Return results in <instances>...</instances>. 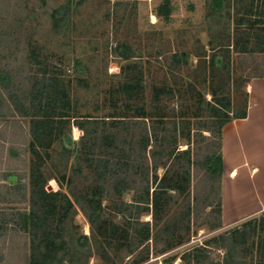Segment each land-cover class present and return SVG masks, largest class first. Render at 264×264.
Wrapping results in <instances>:
<instances>
[{"label": "rangeland", "instance_id": "374dc122", "mask_svg": "<svg viewBox=\"0 0 264 264\" xmlns=\"http://www.w3.org/2000/svg\"><path fill=\"white\" fill-rule=\"evenodd\" d=\"M246 49H264V0H0V264H223L222 235L255 217L230 261L263 264L264 208L213 229L222 180L197 172L263 78ZM140 131L149 181L105 199L85 149H115L127 167ZM238 181L232 218L254 195L245 170ZM19 211L30 219L16 235ZM139 218L154 228L146 246Z\"/></svg>", "mask_w": 264, "mask_h": 264}, {"label": "trees", "instance_id": "16d2710c", "mask_svg": "<svg viewBox=\"0 0 264 264\" xmlns=\"http://www.w3.org/2000/svg\"><path fill=\"white\" fill-rule=\"evenodd\" d=\"M168 2V0H167ZM164 11L163 14H169V8H168V4L164 6ZM242 54H247V58L250 59L251 61V68L254 70V75L252 77H264V49L258 50V49H246V50H241L240 51ZM260 53H262V59L261 60L259 58L258 55H260ZM261 66L262 71H259L258 67ZM142 116V115H140ZM93 120H106V119H93ZM229 122L226 121L225 124ZM115 123H119L118 121H115ZM118 129V128H117ZM202 129L198 127V131L197 132H201L202 133ZM205 130L207 131H211L213 132V127L211 126H207L204 127ZM116 132V131H115ZM120 133L116 134L114 141H118L121 136L124 137V133L122 134L123 131H119ZM104 131H102L101 129L97 130V133L95 134L94 138H96L98 141L99 139L103 138V136H105ZM91 136H93V133L90 132L87 129V135H86V139L90 138ZM139 138V146L141 149H137L136 153L137 156L133 159L134 164L131 165V163H129L126 166H123V163H121L122 159L121 156H119L118 153L115 152V149H105L107 151L103 152L101 154H96L95 153V149L91 152L89 149H85L84 152H86V156L88 157L87 161L88 162H94L96 163L95 165L92 163L91 164V168H96L94 169L95 172L99 173V176L101 177V195L105 198V199H109V200H113V199H117L119 198V196L122 195V193L127 189H140L141 188V184H143L146 180V182L149 181L148 177L149 175H147L148 173L146 172V169L144 167V162H148L149 158L147 155V147L150 145L149 144V139L145 138V136L143 137L142 132L140 131V134L138 135ZM85 138H83L84 141ZM218 142H217V150L218 153L216 154L215 152H211L208 154V160L206 164H200L198 167V175L202 174V178H206V176H209V170L210 168L212 170L216 169L219 171V180H222V176H223V170H224V163H223V154H222V130L219 132V137H218ZM155 145H152V148L154 149ZM96 154V155H95ZM154 155L156 156V153H154ZM217 155V157L214 159V156ZM138 163H136V162ZM141 163V164H140ZM157 166V164H156ZM125 169V171H127V173L123 174L122 170ZM121 176H123V178H130L133 179V181H131V183H123L119 180V178H121ZM205 176V177H204ZM136 180L140 181V183H136ZM140 184V185H139ZM148 188V185H147ZM220 191L218 192V197H220V202H219V218H218V222L216 225L212 226L213 229H217V228H221L223 225V221H222V216H223V206H222V186H219ZM150 189L148 188V191ZM142 201V200H140ZM144 202V201H143ZM216 200L214 198H211L208 200L207 203H205L204 209L207 207H211V210H213V212L215 211V209L217 208L216 206ZM141 205V204H139ZM195 208V207H194ZM16 215H18V217L22 218V221L19 224V229L17 233H14L16 235H20V234H25V232H27L28 229V221H29V217L27 216L26 211L23 213V211H19V213H16ZM154 215V213H153ZM90 222L94 221V217H92L91 215H88ZM259 219L252 218L250 220L244 221L242 223V225L233 228V230L229 231L228 233H225L224 235H222V238H228L230 239V243L223 246L222 248L225 249V257H224V262L223 264H231V259H232V252L235 248H237L242 242L246 241V238L249 235H245V237L243 238V241L238 237H236L237 235H241V232H244L248 229L251 228V226L253 225H257ZM158 224V220H156L155 225ZM137 227L139 232L137 233L138 235V241L141 245L146 246V242H149L150 239L154 238V233H153V229L150 223V220L144 221V220H140V218L137 220ZM140 227H144L143 229L140 230ZM256 231V230H255ZM24 232V233H23ZM234 234H237L236 236ZM243 234V235H244ZM93 235H94V231H93ZM241 237V236H240ZM131 254V252H130ZM124 257H128L129 256V252H125L123 254ZM231 260V261H230ZM259 264H262V261H260ZM264 264V263H263Z\"/></svg>", "mask_w": 264, "mask_h": 264}, {"label": "crops", "instance_id": "0c3cea01", "mask_svg": "<svg viewBox=\"0 0 264 264\" xmlns=\"http://www.w3.org/2000/svg\"><path fill=\"white\" fill-rule=\"evenodd\" d=\"M249 84L251 88L247 90L250 93V98L245 114L227 122L222 132L224 163L222 221L223 225L227 226L239 224L246 218L256 215L264 207V77L255 79ZM227 159H230V163ZM234 169L237 170V174L230 177V173ZM242 170H245L247 178L254 181L255 197L253 195L247 212L232 218L229 213L231 194L235 192L237 203L243 202V183L238 181V176Z\"/></svg>", "mask_w": 264, "mask_h": 264}, {"label": "bare ground", "instance_id": "6f19581e", "mask_svg": "<svg viewBox=\"0 0 264 264\" xmlns=\"http://www.w3.org/2000/svg\"><path fill=\"white\" fill-rule=\"evenodd\" d=\"M153 17V19H155L156 18V15H153L152 16ZM248 88L250 89L251 88V85L249 84L248 85ZM229 152V151H228ZM232 152V151H231ZM229 154V153H228ZM231 154V153H230ZM228 160V159H227ZM230 160V159H229ZM228 160V162L230 163V161ZM232 160V159H231ZM235 167V166H234ZM228 173V172H227ZM237 174V170L236 169H234V170H232V172L230 173V177H234L235 175ZM227 178V177H226ZM234 181V180H233ZM224 190V189H223ZM228 197V194H227V185H226V198ZM230 202V201H229ZM229 205H231V203L229 204ZM226 207V206H225ZM237 209V208H236ZM235 209V210H236ZM230 210V209H229ZM225 212V211H224ZM232 212V211H231ZM228 213V212H227ZM89 230V229H88Z\"/></svg>", "mask_w": 264, "mask_h": 264}, {"label": "water", "instance_id": "95a60500", "mask_svg": "<svg viewBox=\"0 0 264 264\" xmlns=\"http://www.w3.org/2000/svg\"><path fill=\"white\" fill-rule=\"evenodd\" d=\"M67 141H68V143H72V136H71V134H68L67 135Z\"/></svg>", "mask_w": 264, "mask_h": 264}, {"label": "built area", "instance_id": "2783aa9c", "mask_svg": "<svg viewBox=\"0 0 264 264\" xmlns=\"http://www.w3.org/2000/svg\"><path fill=\"white\" fill-rule=\"evenodd\" d=\"M264 208V207H263Z\"/></svg>", "mask_w": 264, "mask_h": 264}]
</instances>
